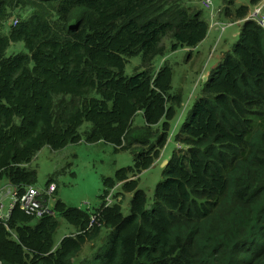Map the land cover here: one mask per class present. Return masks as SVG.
<instances>
[{"label":"trees","instance_id":"obj_1","mask_svg":"<svg viewBox=\"0 0 264 264\" xmlns=\"http://www.w3.org/2000/svg\"><path fill=\"white\" fill-rule=\"evenodd\" d=\"M199 1L205 7V0H0V181L13 185L10 195L36 185L29 163L44 146L104 141L133 155L132 165L103 178L92 211L59 198L53 215L18 203L2 211L0 264H80L84 243L103 231L107 240L89 264H264V26L250 18L262 0L223 9L241 21L240 38L189 110L151 202L139 186L182 103L171 92V65L153 63L165 55V39L175 51L207 38L212 19L202 18ZM220 9L212 4L211 15L223 24ZM18 43L25 50L8 54ZM137 55L142 68L127 75ZM116 184L132 193L127 214L120 202L106 203ZM58 216L77 236L56 244Z\"/></svg>","mask_w":264,"mask_h":264},{"label":"rangeland","instance_id":"obj_2","mask_svg":"<svg viewBox=\"0 0 264 264\" xmlns=\"http://www.w3.org/2000/svg\"><path fill=\"white\" fill-rule=\"evenodd\" d=\"M228 1L212 0L215 11L221 8L217 18L225 22L219 24L218 29L212 30L210 36L202 45L172 51L169 49L170 40L165 39L167 48L165 55L158 56L154 60L153 67L155 70L164 61L171 65L173 70L171 92L181 94L182 103L177 108L176 116L171 122L170 137L160 157L150 168L140 174L139 186L147 191L150 202L153 199L156 184L164 177L165 165L178 148L176 136L181 125L187 119L189 110L193 107L196 99L201 96L204 84L208 81L213 68L222 60L227 50L233 49L240 38L241 21H233L235 18L226 16L223 9L225 6H229L232 10L241 4H246L247 0H232L233 4L231 5ZM261 2H264V0ZM197 6L202 9V18L209 21L211 9L203 7L201 1L197 2ZM21 13L24 18L30 14L27 10ZM18 14L15 13L13 17H18ZM215 26L217 24L213 23L211 27ZM224 26L225 29L223 30ZM6 30L7 25L4 27V32ZM21 50H25L22 43L13 44L8 49V54ZM140 68H142L141 56H133L127 62L125 72L127 75H132ZM143 124L144 117L142 113H138L135 116L134 125L140 126ZM90 126L91 124L86 123L82 130L84 131ZM179 148L184 149V146ZM132 164L133 155L129 150L116 151L112 143L101 141L96 143H71L60 150H53L49 146H44L29 163V166L37 170V183L35 186L39 190L44 192L48 189L47 182L49 179H52L56 184L57 191L50 196L52 203L59 198L70 206L92 211L102 203L100 196L105 187L103 178L114 176L118 169ZM112 190L113 193L120 192V196L114 202H120L123 212L125 214L129 213L132 193L122 191L121 186L117 184ZM9 191L14 192V187L4 177L0 181V200L4 204V211L8 210L10 202L13 201ZM113 196L111 193L107 194L108 203L109 200L113 199ZM58 220L59 226L54 234L56 244H59L61 239L67 235L77 236V228L73 224L61 216H58ZM106 240V232L103 231L99 237L84 243L75 261L80 264H89Z\"/></svg>","mask_w":264,"mask_h":264},{"label":"built area","instance_id":"obj_3","mask_svg":"<svg viewBox=\"0 0 264 264\" xmlns=\"http://www.w3.org/2000/svg\"><path fill=\"white\" fill-rule=\"evenodd\" d=\"M204 5L206 8L211 9L212 7V0H205ZM264 3L256 5L251 14L250 18L252 19H258L261 25L264 26ZM214 15H211V25L213 23L219 24L217 20L214 19ZM261 17V18H260ZM17 23V20L14 22V24ZM224 29V28H223ZM57 186L53 182L49 185L48 189L46 190L47 197L42 198L41 191L36 186L28 187V189L21 195V196H12L13 201L10 202L9 208L7 210L8 214H10V211L12 208L16 205V203L19 204L20 208L27 212H32L37 214V216L42 217L44 215H53V203L50 201V196H52ZM113 193V190L111 191V194ZM112 200H109V203H111ZM4 204L2 200H0V213L4 211Z\"/></svg>","mask_w":264,"mask_h":264},{"label":"crops","instance_id":"obj_4","mask_svg":"<svg viewBox=\"0 0 264 264\" xmlns=\"http://www.w3.org/2000/svg\"><path fill=\"white\" fill-rule=\"evenodd\" d=\"M211 23V22H210ZM214 29H218V25L217 26H215V27H211V24H210V29H209V33H208V36H207V38L200 44V45H202L207 39H208V37L210 36V32L212 31V30H214Z\"/></svg>","mask_w":264,"mask_h":264},{"label":"clouds","instance_id":"obj_5","mask_svg":"<svg viewBox=\"0 0 264 264\" xmlns=\"http://www.w3.org/2000/svg\"><path fill=\"white\" fill-rule=\"evenodd\" d=\"M110 193H111V192H110ZM112 194L114 195L115 193H112ZM115 199H117V198H115V197L113 196L112 202H111V203H108V201H107V196H106V203H107V204H113ZM115 202H116V201H115Z\"/></svg>","mask_w":264,"mask_h":264}]
</instances>
